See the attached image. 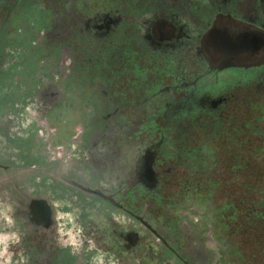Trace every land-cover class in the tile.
Here are the masks:
<instances>
[{
  "label": "flooded vegetation",
  "instance_id": "1",
  "mask_svg": "<svg viewBox=\"0 0 264 264\" xmlns=\"http://www.w3.org/2000/svg\"><path fill=\"white\" fill-rule=\"evenodd\" d=\"M263 53L264 0H0L11 263L263 264Z\"/></svg>",
  "mask_w": 264,
  "mask_h": 264
},
{
  "label": "rangeland",
  "instance_id": "2",
  "mask_svg": "<svg viewBox=\"0 0 264 264\" xmlns=\"http://www.w3.org/2000/svg\"><path fill=\"white\" fill-rule=\"evenodd\" d=\"M33 32L34 31H28L27 33L24 32L25 35L22 38L24 40H29L31 38L30 34L33 33ZM2 39L4 41L6 40L5 38H2ZM4 46H7V45H4ZM1 49H2V51L4 50L3 48H1ZM6 54H8V53L6 52ZM3 84H4V81L2 79H0V87H2ZM263 97H264V95H263ZM254 103H256L255 111L250 114L248 119H246L247 130H246L245 134L247 136L252 135L251 132L253 130V131L257 132L258 134L262 135V137H264V130L262 131V130L258 129L256 131V130L253 129L258 121H260L261 123H264V101L260 100V101L254 102ZM55 113L61 119L66 118L65 117L66 113L64 111H55ZM70 114H72V112ZM91 116H94V114L92 113ZM36 118L37 119H41L42 117H41V115H36ZM16 121H18V119H16ZM261 142L264 145V140L261 141L258 138H256V139L253 138L252 141H250V143H252L253 145L255 144V146L261 145ZM257 152L261 153L260 159H262V161H264V149H259V150H257ZM238 161H239V159H234L233 163L239 164ZM247 165L248 164H246L245 166H247ZM245 166L242 165V167H245ZM251 171H253L252 168H251ZM263 172H264V166H263ZM225 174H226L225 171L224 172L222 171L216 177H221V176L223 177V176H225ZM254 174L255 173L252 172V175H254ZM257 179L261 180L260 183H262V177H258ZM257 179H256V181H257ZM219 196H221V191L216 192V195H215L216 200H220L221 201V200H223L225 198H230V199H235L236 198V199H238L241 196V194H239V191H232L231 190V191H229L228 197H227V194L224 195L225 197L224 196L223 197L222 196L219 197ZM257 196H259V200L260 201L264 202V190H262L260 188H257L256 190H254L252 192L251 191L247 192V195L245 196L246 197L245 204H246L247 208H248V206H250V207L254 206V204L258 205V206H262V207L264 206V203L260 202L258 200ZM217 197H219V198H217ZM216 222H217V219L214 218V223H216ZM60 229L63 230L62 227H60ZM256 233L264 235V220L261 221V223H258L253 228V234H256ZM9 244H12V243H9ZM16 244H17V247L19 248L18 243H16ZM27 244H28V242H27ZM21 245L22 246H20V248H21V251L23 252V256L22 257L24 258L25 253H27L28 250H27V246L25 244L24 245L21 244ZM29 245H31V243ZM248 246H250V245L248 244ZM45 262H46V260L42 257V259H40V260L37 258L35 260L31 259L28 262L25 261L24 264H46ZM262 263L264 264V259H263ZM0 264H13V263H11V259H10L9 251L7 250V246L4 245V244H0ZM232 264H239V263L238 262H233Z\"/></svg>",
  "mask_w": 264,
  "mask_h": 264
},
{
  "label": "clouds",
  "instance_id": "3",
  "mask_svg": "<svg viewBox=\"0 0 264 264\" xmlns=\"http://www.w3.org/2000/svg\"><path fill=\"white\" fill-rule=\"evenodd\" d=\"M102 256H103V254L101 253V254H98L97 256H95L93 259L97 262H100L102 260Z\"/></svg>",
  "mask_w": 264,
  "mask_h": 264
},
{
  "label": "water",
  "instance_id": "4",
  "mask_svg": "<svg viewBox=\"0 0 264 264\" xmlns=\"http://www.w3.org/2000/svg\"><path fill=\"white\" fill-rule=\"evenodd\" d=\"M262 60L261 61H264V53L262 54ZM252 63H259V62H252Z\"/></svg>",
  "mask_w": 264,
  "mask_h": 264
}]
</instances>
